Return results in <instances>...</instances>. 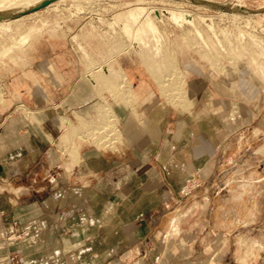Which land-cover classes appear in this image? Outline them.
Returning a JSON list of instances; mask_svg holds the SVG:
<instances>
[{"label":"rangeland","instance_id":"1","mask_svg":"<svg viewBox=\"0 0 264 264\" xmlns=\"http://www.w3.org/2000/svg\"><path fill=\"white\" fill-rule=\"evenodd\" d=\"M1 2L0 123L6 118V126L0 129V167L11 151L6 146L13 117L9 116L11 92L19 97L23 93L33 110L23 118L30 130L22 135L35 140L31 139L30 150L20 149L30 159L34 156L26 152L36 150L41 159L47 155L41 149L47 127L42 106L47 105L50 93L57 97L70 90L82 91V115H77L80 125L60 117L61 127L55 125L52 135L59 134L71 157H76L84 143L116 148L120 135H113L111 127L117 123L116 110L131 109L142 119L154 104L159 106L155 117L163 123L225 126L226 131L219 134L225 140L221 154L227 161L237 155L264 157V0ZM151 24L153 30L156 26L154 32ZM13 77L19 79L18 84L9 83ZM132 78L135 83L131 85ZM142 85L150 89L147 94L138 90ZM190 85L200 92L195 99L189 94ZM90 92L92 99H87ZM89 105L96 108L94 117L86 113ZM73 135L77 142L69 148ZM41 165L39 162L33 171ZM28 166L32 165L19 164L18 176ZM226 166L232 176L217 188H237V175L233 174L237 164ZM252 166L257 171L264 167L260 163ZM2 171L0 168V174ZM4 177L8 182V174ZM5 187L7 184H0L4 209L13 203ZM27 202L20 194L18 203ZM23 209L18 207L16 215H23ZM177 231L173 225L172 233ZM9 233L10 228L5 233L0 224V253L6 247L25 250L31 241L24 239L25 234ZM235 236L239 245H246L242 234ZM221 251L211 252L210 264ZM31 263L42 264L19 257L13 264Z\"/></svg>","mask_w":264,"mask_h":264},{"label":"crops","instance_id":"2","mask_svg":"<svg viewBox=\"0 0 264 264\" xmlns=\"http://www.w3.org/2000/svg\"><path fill=\"white\" fill-rule=\"evenodd\" d=\"M140 89L150 91L148 86ZM197 90L188 86L193 99L200 94ZM13 94L6 141L11 151L0 167V184H7L13 203L5 209L0 204V224L5 233L10 228L9 235L25 234L31 241L25 250L5 246L0 264H13L18 257L42 264H210L211 252L220 249L213 264H264V167L257 171L252 166L264 165V157L237 155L227 161L219 134L225 126L163 123L155 117L157 104L142 119L131 109H117L118 117L112 110L114 123L117 117L113 135H120L116 148L84 143L71 157L52 131L61 127L63 116L66 123L69 119L80 125L82 91L57 97L50 93L42 106L47 127L41 149L47 155L41 159L36 150L26 152L34 156L30 159L20 149L30 150L32 138L22 135L30 130L23 118L33 110L23 93ZM87 108L94 117L96 108ZM5 126L6 118L0 129ZM69 141L70 148L76 135ZM23 162L35 167L18 176ZM39 162L42 168L33 171ZM227 164H237V188H217L232 176ZM242 181L244 185L238 183ZM20 194L27 203H18ZM18 207H25L23 215H16ZM238 234L246 238L247 249L236 241Z\"/></svg>","mask_w":264,"mask_h":264},{"label":"bare ground","instance_id":"3","mask_svg":"<svg viewBox=\"0 0 264 264\" xmlns=\"http://www.w3.org/2000/svg\"><path fill=\"white\" fill-rule=\"evenodd\" d=\"M12 3H14V2H12ZM2 4H3V3H2L1 0H0V5H2ZM8 4H9V3H8ZM8 4H6V5H8ZM15 4H16V3H15ZM10 5H11V4H10ZM8 6H9V5H8ZM8 6H6V7H8ZM13 6H15V5L13 4V5H11L10 7H13ZM2 9H3V8H2ZM181 10H182V9H181ZM181 13H182V12H181ZM182 14H183V13H182ZM150 26H151V31L154 32L155 29H156V26H155V29H154V30L152 29V28H153V27H152L153 25L151 24ZM149 28H150V27H149ZM245 248H246V245H245ZM246 249H247V248H246ZM242 257H244V258L246 259L245 255H242ZM249 257H250V256H249ZM240 259H241V258H240ZM240 259H239V260H240ZM249 259H250V258H249ZM244 261H245V260H243V264L246 262V261H245V262H244Z\"/></svg>","mask_w":264,"mask_h":264}]
</instances>
